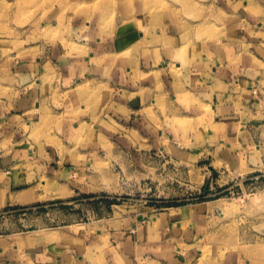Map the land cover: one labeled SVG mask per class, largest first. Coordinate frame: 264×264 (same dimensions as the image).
I'll use <instances>...</instances> for the list:
<instances>
[{"label": "crops", "instance_id": "1", "mask_svg": "<svg viewBox=\"0 0 264 264\" xmlns=\"http://www.w3.org/2000/svg\"><path fill=\"white\" fill-rule=\"evenodd\" d=\"M217 3L229 16L222 37L129 27L105 36L85 20L75 34L11 59L2 76L12 84L0 86V211H25L22 224L0 226V264H207L200 204L110 214L108 197L91 191L92 169L79 162L91 166L116 140L150 155L164 136L183 141L191 129L206 132L211 162L254 166L264 0ZM60 152L69 161L59 162Z\"/></svg>", "mask_w": 264, "mask_h": 264}, {"label": "rangeland", "instance_id": "2", "mask_svg": "<svg viewBox=\"0 0 264 264\" xmlns=\"http://www.w3.org/2000/svg\"><path fill=\"white\" fill-rule=\"evenodd\" d=\"M93 1L102 0H0V86L12 84L2 76L12 58L35 52L41 43H53L57 34L62 37L71 30L75 34L73 27L84 29L85 20L105 36L127 27L141 29L147 36L156 29L169 31L184 40H199L203 28L221 37L227 31L221 19L229 16L216 7L219 0H111L103 10ZM54 20L57 29L51 24ZM157 109L158 127L163 130L165 109L160 102ZM255 116L252 168L228 169L211 162L206 132L191 129L183 141L172 142L164 136L150 155L136 156L133 145L116 140V147L112 140L104 153L90 160L91 166L79 163L92 169L91 191L108 197V213L140 210L145 214L151 208L200 204L206 220L198 245L202 261L264 264V106ZM62 153L59 162L69 161V155ZM96 207L103 212L100 205ZM24 211H0V226L22 224Z\"/></svg>", "mask_w": 264, "mask_h": 264}, {"label": "bare ground", "instance_id": "3", "mask_svg": "<svg viewBox=\"0 0 264 264\" xmlns=\"http://www.w3.org/2000/svg\"><path fill=\"white\" fill-rule=\"evenodd\" d=\"M93 4L96 7H100L103 10V9L109 8L110 5L112 4V1L111 0H102V1H99L98 4H97V1H93ZM228 205H229V203H228Z\"/></svg>", "mask_w": 264, "mask_h": 264}]
</instances>
